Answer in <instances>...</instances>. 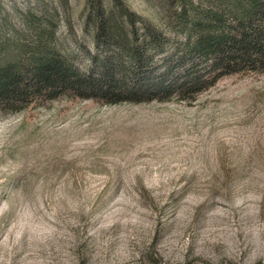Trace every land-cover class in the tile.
<instances>
[{"label":"rangeland","instance_id":"374dc122","mask_svg":"<svg viewBox=\"0 0 264 264\" xmlns=\"http://www.w3.org/2000/svg\"><path fill=\"white\" fill-rule=\"evenodd\" d=\"M122 1L163 27L159 0ZM87 9L0 0V42L29 39L34 14L84 66ZM0 264H264V72L190 102L0 111Z\"/></svg>","mask_w":264,"mask_h":264},{"label":"trees","instance_id":"16d2710c","mask_svg":"<svg viewBox=\"0 0 264 264\" xmlns=\"http://www.w3.org/2000/svg\"><path fill=\"white\" fill-rule=\"evenodd\" d=\"M86 0L94 50L78 65L51 21L27 16L29 39L0 42V111L60 97L103 104L193 101L224 76L264 72V0H159L162 26L122 0Z\"/></svg>","mask_w":264,"mask_h":264}]
</instances>
